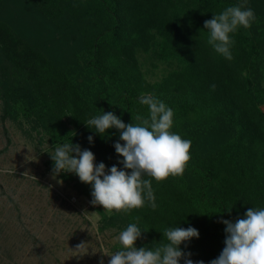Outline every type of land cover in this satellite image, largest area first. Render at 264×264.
<instances>
[{"label":"trees","instance_id":"trees-1","mask_svg":"<svg viewBox=\"0 0 264 264\" xmlns=\"http://www.w3.org/2000/svg\"><path fill=\"white\" fill-rule=\"evenodd\" d=\"M235 4L254 9L256 19L230 34L228 60L208 45L203 24ZM142 93L173 108L171 131L191 140L190 159L182 175L145 177L155 210L96 204L100 229L137 223L148 230L135 245L153 247L165 227L191 225L199 237L180 247L207 264L224 247L220 218L264 207V0H0V155L11 143L9 120L50 148L71 140L96 162L122 167L113 147L119 131L102 136L84 122L112 111L138 123L148 113ZM45 163L53 169L51 158ZM58 174L92 200L90 184Z\"/></svg>","mask_w":264,"mask_h":264},{"label":"clouds","instance_id":"clouds-1","mask_svg":"<svg viewBox=\"0 0 264 264\" xmlns=\"http://www.w3.org/2000/svg\"><path fill=\"white\" fill-rule=\"evenodd\" d=\"M255 19L254 9L241 4L229 5L219 13L213 12L203 24L208 31V45L217 54L231 60L234 40L230 34L238 27H250ZM138 102L148 108L146 116H136L138 123H125L112 111L94 114L84 122L102 136L110 128L119 131V139L114 141L113 147L122 167L96 162L90 149L71 140L55 146L50 153L54 173H75L81 182L90 184V202L102 205L109 212H127L145 204L155 210L158 204L152 180L145 177L160 181L170 175H182L190 159L191 140L171 131L173 108L155 94L142 93ZM87 140L92 143L93 136L90 134ZM227 210L230 212L231 208ZM219 222L225 225L224 247L207 264H264V207L252 206L235 220L221 217ZM142 230L146 232L148 229H141L137 223H129L122 229L116 236L120 247L106 253L110 256L107 264H181V259L183 264H205L203 260L190 259L191 253L180 247L191 238L199 237L197 228L177 224L167 226L161 231V243L153 247H137L135 241L141 237ZM100 264H103L102 260Z\"/></svg>","mask_w":264,"mask_h":264},{"label":"rangeland","instance_id":"rangeland-1","mask_svg":"<svg viewBox=\"0 0 264 264\" xmlns=\"http://www.w3.org/2000/svg\"><path fill=\"white\" fill-rule=\"evenodd\" d=\"M4 124L11 143L0 155V264H107L120 230H101L96 204L47 167L54 148L45 139Z\"/></svg>","mask_w":264,"mask_h":264}]
</instances>
